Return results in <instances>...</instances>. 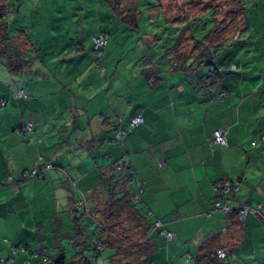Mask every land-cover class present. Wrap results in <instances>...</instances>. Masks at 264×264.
I'll return each mask as SVG.
<instances>
[{
  "label": "crops",
  "instance_id": "crops-1",
  "mask_svg": "<svg viewBox=\"0 0 264 264\" xmlns=\"http://www.w3.org/2000/svg\"><path fill=\"white\" fill-rule=\"evenodd\" d=\"M254 1L252 10H260L264 0ZM242 14L259 54L224 62L223 74L215 70L214 77L194 74L182 59L173 60L184 69L171 65L136 72L139 62L122 64L118 54L106 55V50L101 58L94 56L93 45L87 51L84 40L92 44V36L107 33L99 13L93 30L86 26V13H38L47 24L40 42L33 38L31 19L26 25H9L12 41L18 36L15 42L23 52L29 49L25 56L31 60L26 74L8 75L3 66L0 72L7 81L0 98L8 100L0 113V259L33 264L37 255L39 264H45L52 249L64 257L63 264L69 263L67 252L72 261L81 259L74 234L76 223L83 224L75 221L72 209L83 201L76 195L85 196L92 209L102 208L109 166L121 161L132 172V186L140 190V213L151 219L149 225L163 223L175 245L193 243L191 259L215 237L216 249L227 251V258L237 260L240 251L242 264H264L262 217L248 214L240 223L235 214L214 209L216 202L231 197L232 208L260 204L264 211V27L256 29L259 36L253 41ZM71 16L83 23L82 37L56 38L48 24ZM129 23L138 28L137 13ZM19 90L26 98L15 97ZM135 115L143 123L115 146L110 139L118 141L116 131L129 130ZM25 123L32 124L31 134L20 132ZM220 129L227 146L210 142ZM50 164L57 168H45ZM34 168L42 169L43 177L24 180V173ZM59 169L67 171L75 186ZM220 182L236 183L237 189L224 199L214 189ZM154 235L163 236L159 230ZM18 247L24 250L13 254Z\"/></svg>",
  "mask_w": 264,
  "mask_h": 264
},
{
  "label": "rangeland",
  "instance_id": "rangeland-1",
  "mask_svg": "<svg viewBox=\"0 0 264 264\" xmlns=\"http://www.w3.org/2000/svg\"><path fill=\"white\" fill-rule=\"evenodd\" d=\"M254 2V0H243L239 4L238 0H150L147 4L144 2L138 4V0H5V3L11 8V14L8 16L11 26L19 22L28 24L31 15L26 13H35V15L32 14L31 19L36 28V35L33 38L39 42L42 41V34L47 24L40 20L38 13H56L58 16H62L63 13H86L85 20L89 22L86 24L88 30L97 27L93 17L99 13L103 29H107L106 34L109 39V45L103 49L104 51L102 50L103 54L106 51V55L111 52L118 54L117 57L118 59L120 57L122 64L139 62L136 72H139L140 68L148 71L154 68L167 69L171 65L178 67L179 64L173 59H177V61L182 59V61L185 60L188 70L193 67L194 74L203 77L208 74L214 77L215 70H212L211 66L222 70L224 65L221 62H236L240 58L251 59L254 55L258 56V51L254 50L253 43L250 42L251 35L249 34V36L244 29L245 23L242 14L245 13L248 17L247 25L251 26L254 38L252 40L256 41L259 36L255 34L256 29L264 27V3L260 10H252ZM121 13L126 16H121ZM134 13L139 16L138 28L131 27L129 23ZM82 26L83 23L81 24L78 16H71L67 19L61 17L56 21H51L48 24V29L54 27L56 38L60 40L67 34H69L67 36L69 39H77L84 34ZM38 31L40 32L37 33ZM70 34L73 37H70ZM152 35L156 41L152 39ZM84 43L87 51H90L93 43L91 44L90 39L84 40ZM92 53L94 56L97 55L96 52L92 51ZM2 66L4 67L0 63V72L4 69ZM120 67L123 69L122 66ZM184 67L183 63L179 65L180 69H184ZM7 73L10 75L8 71ZM23 76L26 77V75ZM5 83L7 81H4V76L0 73V90ZM3 109L4 107H0L1 114ZM6 122L8 123L9 119ZM121 141L112 143H116L115 146L118 147ZM118 173L121 177L128 175L126 171H118ZM135 188L136 186H132L131 181L129 183L130 192L136 190ZM135 192L140 193V190L137 189ZM79 196L76 195V199L81 198L83 203H80L81 210L75 212V215L78 216L83 226L90 229V233L95 232L103 220L96 209H92L90 205L87 206L84 203L85 198L83 199L82 195ZM229 198L231 201V197ZM133 202L135 208L143 212L144 208L139 200H133ZM86 207L88 209H85ZM107 208V213L115 211L109 206ZM262 214L264 215L263 210ZM145 220L147 223L151 222L149 218L145 217ZM262 220L264 221V218ZM262 220L259 221L264 226ZM142 223L125 207L107 217L110 242L114 247L121 248L114 257L117 260L116 264H145L136 246V243L143 244L145 241ZM207 227L208 230L211 229L209 223H207ZM101 236L106 235L102 232ZM161 237L158 238L154 235L151 238L153 249L149 254L150 264L194 263L191 259L192 253L194 254L191 245L193 243L182 242V244L175 245V237L173 240H168L169 242L163 236ZM88 239L90 243V238ZM115 253L113 247H106L101 250V255L96 260L92 259L89 252H87V256L92 264H112L111 259ZM237 253L239 255L237 260L227 258L223 264H242L239 260L241 253L240 251ZM47 255L48 260L45 264H53L61 256L60 252H55L53 249L47 252ZM67 256L68 262H70L71 254L67 252ZM35 258L41 260V257L38 258L37 255ZM35 258L31 262L39 264V260Z\"/></svg>",
  "mask_w": 264,
  "mask_h": 264
},
{
  "label": "trees",
  "instance_id": "trees-1",
  "mask_svg": "<svg viewBox=\"0 0 264 264\" xmlns=\"http://www.w3.org/2000/svg\"><path fill=\"white\" fill-rule=\"evenodd\" d=\"M149 1L150 0H138V4H142L143 2L147 4ZM238 1L240 4L243 0H238ZM10 12H11V8L7 4L0 3V63L4 65L6 70L11 75L18 76L21 74L28 73L29 65H30L29 61L31 59H28L25 56L27 54V52L29 51V49L26 51L24 50V52H23L22 50L19 49V47H22V45H19L18 42H15V41H19L18 36L15 37V41H12V39H14V37L10 35V30H9L10 23L8 20V16H9V14H11ZM99 34H103L106 36V44L104 45V47H102V49H100L101 52L99 50L94 49V44H93V52H96L98 58H101L103 55L102 52L104 51L103 49L106 47L107 42H108V36L104 32H99L98 34L91 37V41H92L93 37L98 36ZM27 39H28V37H27ZM25 40L22 41V44L24 47H26V41ZM92 43H93V41H92ZM160 54H162V53H160ZM223 63L224 62H221V64H223ZM214 67H213V70L217 71L216 75L223 74L222 70L217 69L216 66H214ZM100 69L103 70L102 67ZM19 92L22 93L21 96L18 95ZM15 97L16 98H26V94L24 93L23 90H19V91L15 92ZM0 100L4 101L5 106H7L8 100H6L4 98H0ZM133 117L130 119V123H131V120L133 119ZM23 127H24V125H23ZM23 127H21V129H20L21 133H22ZM119 130H121V129H119ZM130 132H128L124 136V138ZM28 134H31V132L27 133V134L24 133V135H28ZM117 138L119 140H122V141L124 139V138H121L119 136H117ZM115 141H117V140L116 139H110V142H115ZM50 165H51V168H57L56 166H54L52 164H50ZM46 166L47 165H45V168H46ZM109 168H110L111 172H110V175L106 178L107 183H108L106 202L102 208L96 209V212H98V215L101 216L103 221H102V223H99V229L98 230L96 229V231L92 232L90 235L84 234V230L86 229L85 226L82 227L79 223H76V230H75V234H74L75 238H76L75 244L78 248H80L79 254L81 255V259H78L75 261L71 260L68 264H81V261H84L86 264H92L90 262V260L88 259L87 252L90 253V256L92 257V259L96 260V258H98L101 255V250L103 248H106V247H113L115 249L116 253L114 256H112L111 261H112V264L117 263V260L114 259V257L118 254V252L121 248L119 246L114 247L112 245L113 243L110 242L111 237L109 236V232H108L107 217L110 214H113L114 212H116L118 209L120 210V208H124V207L129 209L135 218H138V219H140V221L143 222L142 223V225L144 227L143 235H144L145 241L143 244H137L136 243V246L139 249V255L143 258L145 264H150L149 254H150V251L153 249L152 248L153 244L151 242V236H152V232H153V230H152L153 223L149 225L146 222L145 217L140 213V211L138 209L135 208L133 200L134 201L139 200L140 193L132 192V191L130 192L129 183L132 180V172L129 171L130 170L129 167H126L121 161L120 162L115 161V162L111 163ZM119 168H123V169H119ZM34 169L24 173V175H23L24 180H30V179H34V178L43 177V170L40 168H38V169L41 172V176L40 177L32 176L31 173ZM59 171H61L62 173H64L67 176L69 183L71 185L75 184L69 178L66 170L59 169ZM118 171H126L128 175H126V177H121L119 175ZM84 198H85V196H83V199ZM84 203H85V199H84ZM258 205H260V204H258ZM107 206L115 209V211H110L109 213H107V211H108ZM251 207L256 208L257 206H251ZM260 208L263 210L262 205H260ZM85 209H88V208L86 207ZM79 210H81L80 203L78 204V206L76 205V207H74L72 209V212L75 214V212L77 213ZM230 214H235L237 217L236 210H232V212H230ZM83 215H85V214H83ZM260 217L264 218L262 215ZM76 220L80 221L78 216L75 215V221ZM244 221H241L240 223H243ZM101 229L103 230L102 232H104V234L106 236H101V233H102ZM88 238H90V243H89ZM217 250L218 249H216V247H215V237H213V238H211V240H209L208 242H206L204 245H202L200 247L199 254L196 257H193V261H194L193 264H223L225 262V260L227 259L228 255L225 257V259H219L216 256ZM43 260H44V258H43ZM63 261H64V257H59V258H57V260L53 264H63Z\"/></svg>",
  "mask_w": 264,
  "mask_h": 264
},
{
  "label": "built area",
  "instance_id": "built-area-1",
  "mask_svg": "<svg viewBox=\"0 0 264 264\" xmlns=\"http://www.w3.org/2000/svg\"><path fill=\"white\" fill-rule=\"evenodd\" d=\"M93 44H94V49L99 50L102 49V47H104V45L106 44V36L103 34H99L98 36L93 37L92 39ZM101 52V51H100ZM19 96L22 95L21 92L18 93ZM0 106L4 107L5 106V102L0 100ZM143 123V118L141 115H135L133 117V119L131 120L130 123V129L129 130H117L116 131V135L124 138V136L131 131V129L136 126V125H140ZM31 123H26L23 127L22 133H30L31 132ZM261 139L262 141H264V132L261 134ZM211 143L214 144H219L221 146H227V141H226V137H225V132L223 130H217L213 133V137L210 139ZM47 169L51 168V165H47L46 166ZM119 169H123V168H119ZM130 171V170H129ZM32 176H41V172L39 171L38 168H35L32 173ZM237 184L236 183H229V182H220V183H216L214 184V189H218L220 192V196L227 198L228 194L232 193L233 191H235ZM214 209L217 210H221L222 212L229 214L230 212H232V210H236L237 212V218L238 220L244 221L247 217L248 214H256L261 216L262 215V209L260 208V205H257V207H251V206H241V207H237V208H232L231 205L229 204V200L226 199L225 202H216L214 204ZM152 230H159L160 233L164 236V238L166 239V241L171 240L173 238V234L167 230H165L163 223H161L160 221H155L152 225ZM24 247H18V248H14L12 253L16 254L19 251H23ZM228 255L227 251H225L224 249H218L216 251V256L219 259H225V257ZM0 264H7V261L4 259H0ZM24 264H30L29 262H25Z\"/></svg>",
  "mask_w": 264,
  "mask_h": 264
}]
</instances>
